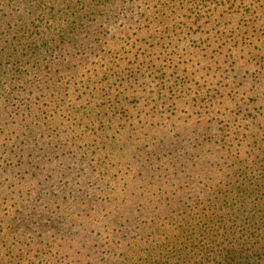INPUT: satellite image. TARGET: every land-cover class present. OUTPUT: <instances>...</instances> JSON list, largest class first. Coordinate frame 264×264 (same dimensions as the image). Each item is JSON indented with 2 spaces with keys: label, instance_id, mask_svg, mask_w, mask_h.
I'll use <instances>...</instances> for the list:
<instances>
[{
  "label": "rangeland",
  "instance_id": "obj_1",
  "mask_svg": "<svg viewBox=\"0 0 264 264\" xmlns=\"http://www.w3.org/2000/svg\"><path fill=\"white\" fill-rule=\"evenodd\" d=\"M123 1L122 17L88 19L65 51H25L0 76V264L139 262L145 242L109 217L167 188L168 160L153 174L147 151L184 147L183 176L204 162L225 179L224 138L243 135L248 108L245 141L264 149V0ZM37 24L36 40L60 35Z\"/></svg>",
  "mask_w": 264,
  "mask_h": 264
},
{
  "label": "trees",
  "instance_id": "obj_2",
  "mask_svg": "<svg viewBox=\"0 0 264 264\" xmlns=\"http://www.w3.org/2000/svg\"><path fill=\"white\" fill-rule=\"evenodd\" d=\"M123 2L0 0V76L6 74L7 62L14 56L22 57L25 51L31 57H36V50L65 51L68 47L62 37L76 39L88 19L95 22L99 16L106 17L109 13L122 17ZM42 22L55 26L60 35L48 39L43 34L36 40V29L42 26L37 23ZM105 28L100 26L102 31ZM247 111L242 117L246 125L239 130H245L243 135L239 138L240 132L235 130L230 141L224 138V151L234 161V169L225 179L215 176L213 165L204 162L200 163L203 175L183 176L187 171L190 173L188 164L194 157L184 147L158 145L146 152L147 158L141 161L140 167L153 174L160 170L163 158L168 160L164 183L167 188L163 194L122 199L121 205L126 206L109 217L111 222L124 228L122 238L145 242L146 249L134 264H264V149L259 148L257 153L245 141L250 118L255 116L251 108ZM183 150L186 153L180 156ZM246 154L255 156V160H250L252 166L244 158L239 159ZM197 165V162L192 164ZM252 167H256L257 177L252 175Z\"/></svg>",
  "mask_w": 264,
  "mask_h": 264
}]
</instances>
